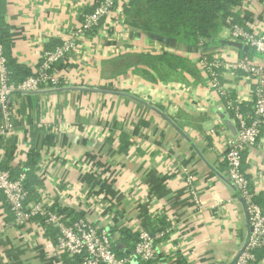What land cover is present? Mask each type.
Wrapping results in <instances>:
<instances>
[{"label":"crops","instance_id":"obj_1","mask_svg":"<svg viewBox=\"0 0 264 264\" xmlns=\"http://www.w3.org/2000/svg\"><path fill=\"white\" fill-rule=\"evenodd\" d=\"M97 1L0 0L8 61L32 74L42 53L79 26L82 11L90 12ZM235 16L243 30L264 35V0H242ZM133 18L126 11L122 19L112 13L105 29L78 39L77 51L54 67L57 89L11 94L12 128L0 139V165L15 174L31 152L38 153L32 185L37 197L30 200L40 190L63 211V221L81 215L108 228L121 252H127L121 229L135 237L138 229H169L156 240L151 264H232L250 235L223 161L225 141L236 130L198 59L261 67L264 57L232 40L225 22L206 42L186 46L134 28ZM220 76L250 114L254 78L239 70ZM242 157L264 211V125ZM12 221L0 193V264H63L53 230L33 224L20 231ZM255 257L264 264V248Z\"/></svg>","mask_w":264,"mask_h":264},{"label":"built area","instance_id":"obj_2","mask_svg":"<svg viewBox=\"0 0 264 264\" xmlns=\"http://www.w3.org/2000/svg\"><path fill=\"white\" fill-rule=\"evenodd\" d=\"M126 3L128 0H98L93 10L88 13L82 11L79 26L65 32L59 38L60 44L54 49L42 53L33 73L18 84L11 81L4 48L0 43V139L8 136L12 128L13 114L8 103L11 94L15 91L30 94L57 89L61 82L58 73L54 70L55 65L64 61L72 52H76V41L86 36L89 31L100 27L105 29L106 19L112 13L122 19ZM225 24L232 40L244 43L264 57V35L258 36L243 30L233 22L232 17H228ZM198 65L203 69L212 88L224 99L227 110L233 114L232 122L236 130V135L225 141L223 161L227 177L246 209L250 235L233 264H256L255 252L264 248V211L256 203L255 193L242 170V156L247 149L256 144L264 125V66L260 67L248 62H226L222 58H209L205 55L199 57ZM223 70H239L247 77L254 78L250 114H246L242 110V102L238 98H233L220 84V74ZM40 160L39 156L38 163ZM22 170L17 177H13L9 170H0V193L4 204L12 214V224L18 230H26L33 224L40 225L44 232L53 230L55 253L59 256L65 255L72 260L76 259L77 262L73 264L154 262L156 240L164 237L169 229L156 232L138 229L133 251L119 257L113 249L114 243L108 228L84 216L74 221H63L54 204L49 203L40 190L37 200H29L25 181L31 169L24 166ZM187 182L191 185L190 180ZM189 192L195 197L191 186Z\"/></svg>","mask_w":264,"mask_h":264},{"label":"trees","instance_id":"obj_3","mask_svg":"<svg viewBox=\"0 0 264 264\" xmlns=\"http://www.w3.org/2000/svg\"><path fill=\"white\" fill-rule=\"evenodd\" d=\"M241 4L242 0H133L130 5L124 8V11L128 15L132 14V11H136V15L133 16V19L136 20L132 24L134 28L142 32L157 34L186 46H195L199 40H204L205 42L209 40L211 34L216 31L219 22L224 23L228 17H232L233 22L236 23L235 10ZM142 7H144L143 12L141 11ZM0 43L4 48L1 34ZM59 44L57 41L53 46H58ZM4 55L6 57L5 48ZM7 67L10 70V78L14 84L20 83L31 75L27 68L22 65L13 64L8 59ZM30 159L26 166L31 171L27 174L25 181L26 189L29 192V200L37 197L32 185L36 181L35 166L37 164L38 153L31 152ZM0 170H9L13 177H17L23 171L21 169L14 174L13 169L2 165H0ZM57 211L63 213L60 208H57ZM75 216L74 220L82 217L81 215ZM118 233L120 240L126 244V253H131L137 237L127 229H121ZM113 249L119 257H123L126 254L124 251L125 254H123L115 245H113ZM62 259L63 264L77 262L75 261L76 259L66 258L65 255Z\"/></svg>","mask_w":264,"mask_h":264},{"label":"rangeland","instance_id":"obj_4","mask_svg":"<svg viewBox=\"0 0 264 264\" xmlns=\"http://www.w3.org/2000/svg\"><path fill=\"white\" fill-rule=\"evenodd\" d=\"M144 7H142L141 11L143 12ZM138 12V11H137ZM135 13V14H134ZM136 15V11H132V16Z\"/></svg>","mask_w":264,"mask_h":264},{"label":"water","instance_id":"obj_5","mask_svg":"<svg viewBox=\"0 0 264 264\" xmlns=\"http://www.w3.org/2000/svg\"><path fill=\"white\" fill-rule=\"evenodd\" d=\"M249 229H250V228H249ZM234 261H235V260H234ZM234 261H233V263H234ZM233 263H232V264H233Z\"/></svg>","mask_w":264,"mask_h":264}]
</instances>
